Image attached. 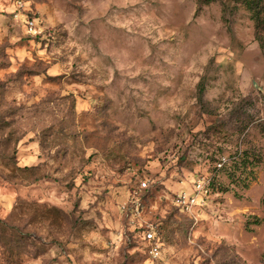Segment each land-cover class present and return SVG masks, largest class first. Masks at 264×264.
I'll use <instances>...</instances> for the list:
<instances>
[{"label":"rangeland","instance_id":"1","mask_svg":"<svg viewBox=\"0 0 264 264\" xmlns=\"http://www.w3.org/2000/svg\"><path fill=\"white\" fill-rule=\"evenodd\" d=\"M197 179L209 196L179 208ZM263 196L264 53L241 2L0 0V264H264Z\"/></svg>","mask_w":264,"mask_h":264},{"label":"built area","instance_id":"2","mask_svg":"<svg viewBox=\"0 0 264 264\" xmlns=\"http://www.w3.org/2000/svg\"><path fill=\"white\" fill-rule=\"evenodd\" d=\"M23 24L27 32L36 33V25L37 21L34 18H23ZM225 158H221L216 163V168L219 169L224 164ZM216 169V170H217ZM147 186L146 181L140 182L139 189H143ZM210 194L209 180L206 179H197L192 182V187L190 190L185 191L181 190L176 194L174 198L175 204L182 209L190 211L194 206H200L205 202V199ZM135 194L129 195L132 196L130 200H127L128 203L134 204L135 209H138L140 204L139 200L135 199ZM125 208V206H123ZM133 209V207H132ZM141 227V226H140ZM141 237L143 240L149 242V247L147 249L148 254L152 258H156L159 256L160 248L162 246L161 235L159 234V228L156 224L148 223L145 226L141 227Z\"/></svg>","mask_w":264,"mask_h":264},{"label":"trees","instance_id":"3","mask_svg":"<svg viewBox=\"0 0 264 264\" xmlns=\"http://www.w3.org/2000/svg\"><path fill=\"white\" fill-rule=\"evenodd\" d=\"M203 2L212 1V0H202ZM241 2L251 13V19L254 22V29H255V39L258 42L260 49L264 53V0H237ZM233 164L236 165L237 163H241V158L243 154L237 153L234 154ZM230 162H228V165ZM232 164V165H233ZM224 164L217 170L224 169ZM261 203L264 205V196L261 199ZM10 250V249H9ZM15 250V249H14ZM12 262L14 259L9 258ZM18 262L20 260L16 259Z\"/></svg>","mask_w":264,"mask_h":264}]
</instances>
